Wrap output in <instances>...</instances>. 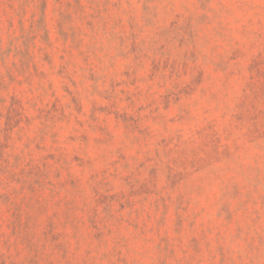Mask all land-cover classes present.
<instances>
[{"label": "rangeland", "instance_id": "374dc122", "mask_svg": "<svg viewBox=\"0 0 264 264\" xmlns=\"http://www.w3.org/2000/svg\"><path fill=\"white\" fill-rule=\"evenodd\" d=\"M0 264H264V0H0Z\"/></svg>", "mask_w": 264, "mask_h": 264}]
</instances>
